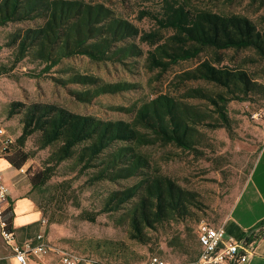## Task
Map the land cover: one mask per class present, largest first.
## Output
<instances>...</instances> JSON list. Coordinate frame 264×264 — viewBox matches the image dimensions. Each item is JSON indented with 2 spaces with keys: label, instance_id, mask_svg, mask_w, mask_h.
Masks as SVG:
<instances>
[{
  "label": "trees",
  "instance_id": "obj_1",
  "mask_svg": "<svg viewBox=\"0 0 264 264\" xmlns=\"http://www.w3.org/2000/svg\"><path fill=\"white\" fill-rule=\"evenodd\" d=\"M203 1L161 0L159 15L141 11L139 17H150L158 29L141 31L102 4L81 0H0V27L44 15L42 25L12 35L11 42L17 45L16 62L31 54L50 70L63 59L79 54L99 63L119 62L132 71L125 60L144 56L143 49L134 43L137 39L149 46L145 65L151 71L166 72L179 62L198 61L193 68L177 75L182 88L178 96L161 93L131 107H118L117 110L130 114L129 120H103L55 104L24 106L17 146L5 156L8 164L25 172L32 188L46 184L53 167L30 175L32 166H27L30 155L22 149L26 140L38 133L42 148L56 147L52 160L57 163L75 160L82 171L89 173L92 184L119 186L107 192L101 212L125 210L130 238L140 244L149 242V231L187 220L194 210H203L198 193L163 174L148 149L173 146L181 151L198 152V147L204 144L202 127L229 128L230 101H248L252 95L264 98V85L254 75L228 63L229 51L253 52L264 61V14L258 21L240 13L215 12L195 5ZM163 30L171 34L163 36ZM118 42L123 44L117 45ZM68 70L67 77L55 80L63 86L80 85L82 90L70 93L83 103L138 87L127 81L104 82L94 75ZM191 82L198 85L187 86ZM21 105L12 103L11 114ZM213 115L221 125H212ZM7 202L8 199L3 204ZM2 215L12 227L10 206ZM87 219L94 221L95 217ZM263 234L264 222L243 239L244 244L253 241L255 244ZM198 247L200 251L199 243ZM0 264L8 262L2 259Z\"/></svg>",
  "mask_w": 264,
  "mask_h": 264
},
{
  "label": "rangeland",
  "instance_id": "obj_2",
  "mask_svg": "<svg viewBox=\"0 0 264 264\" xmlns=\"http://www.w3.org/2000/svg\"><path fill=\"white\" fill-rule=\"evenodd\" d=\"M81 1L102 4L115 16L129 21L141 31L158 29L150 17H139L141 11L159 15L161 0ZM261 1L264 2L204 0L195 5L215 12L240 13L258 20L264 14ZM32 14L37 15L36 12ZM43 16L33 20L10 22L0 27V127L5 128L14 140L10 151L16 148V139L22 132L24 106L33 103L55 104L72 112L103 120H129L130 114L117 110L118 107H131L161 93L178 96L182 88L178 85L177 75L193 68L198 62H179L166 72L151 71L145 65L149 46L138 39L134 43L143 49L144 56L125 60L132 67V71L119 62L108 60L99 63L79 54L63 59L50 70H46L45 64L31 54L16 62L17 45L11 42L12 35L42 25ZM161 33L168 36L171 31L163 30ZM122 44L123 42H118L117 45ZM228 59V63L248 70L258 83L264 85V61H260L253 52L229 51ZM70 68L81 74L99 77L104 82L127 81L137 84L138 87L122 93L100 95L90 103H83L70 93L71 90H82L80 85L63 86L55 80L67 77ZM196 85L198 83L187 84ZM14 102L22 105L16 107L11 114V104ZM227 117L229 128L202 127L204 147H198V152L181 151L173 146L148 149L163 174L180 186L198 193L203 210H194L193 216L187 220L149 231L150 239L147 244H140L130 238L129 219L125 210L101 212L107 192L119 186L111 183L92 184L89 173L82 171L75 160L58 163L52 160L51 156L56 147L42 148L38 133L32 134L22 149L30 155L27 164L32 166L30 175L47 166L53 167L51 178L42 187L32 188L27 174L15 170L0 153V173L3 175L4 184L7 189L17 187L16 190L12 189L11 198L16 196L17 199L28 191L27 196L34 201L35 208L41 213L42 220L18 231L21 240L34 237L43 230L52 245L89 255L105 264H146L153 256L168 264L194 262L199 251L197 233L200 227L217 226L224 221L248 180L264 144L263 97L252 95L248 101H230L227 104ZM211 123L221 125L216 115H213ZM8 171L16 173L17 176L11 177ZM119 185H123V182ZM3 209L5 208L2 211ZM92 216L95 220L89 221L87 217ZM43 220L45 226L41 227ZM11 256L0 233V260L8 261Z\"/></svg>",
  "mask_w": 264,
  "mask_h": 264
},
{
  "label": "built area",
  "instance_id": "obj_3",
  "mask_svg": "<svg viewBox=\"0 0 264 264\" xmlns=\"http://www.w3.org/2000/svg\"><path fill=\"white\" fill-rule=\"evenodd\" d=\"M14 140L0 127V153L6 156ZM8 189L0 173V233L7 248L19 264H105L93 257L63 247L52 245L40 230L34 237L21 242L16 231L9 227L2 215L3 202L7 199ZM4 210V209H3ZM45 226V221L41 227ZM258 232V229L256 230ZM200 246L198 258L193 264H244L253 253L254 241L244 244L226 236L223 225H203L197 233ZM146 264H168L157 256L151 257Z\"/></svg>",
  "mask_w": 264,
  "mask_h": 264
},
{
  "label": "crops",
  "instance_id": "obj_4",
  "mask_svg": "<svg viewBox=\"0 0 264 264\" xmlns=\"http://www.w3.org/2000/svg\"><path fill=\"white\" fill-rule=\"evenodd\" d=\"M10 175L11 177L17 176L14 172H10ZM14 188L8 189V202L5 207L10 206L13 216L12 228L16 231L18 240L23 242L29 238L21 240L18 231L27 229L32 223L42 219H40L41 213L35 208L34 201L27 196L28 191L23 194L24 196H18L17 199L16 196L11 198ZM262 222H264V144L258 153L248 180L241 188L229 214L220 225H223L227 237L239 242ZM7 262L8 264H19L12 257ZM244 264H264V234L256 240L253 253Z\"/></svg>",
  "mask_w": 264,
  "mask_h": 264
}]
</instances>
